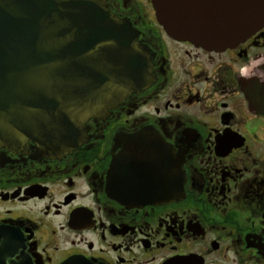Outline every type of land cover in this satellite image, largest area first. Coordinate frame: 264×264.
<instances>
[{
  "label": "flooded vegetation",
  "instance_id": "obj_1",
  "mask_svg": "<svg viewBox=\"0 0 264 264\" xmlns=\"http://www.w3.org/2000/svg\"><path fill=\"white\" fill-rule=\"evenodd\" d=\"M106 0L142 88L47 153L0 148V264H264V23L222 51ZM228 0H175L187 30Z\"/></svg>",
  "mask_w": 264,
  "mask_h": 264
},
{
  "label": "water",
  "instance_id": "obj_2",
  "mask_svg": "<svg viewBox=\"0 0 264 264\" xmlns=\"http://www.w3.org/2000/svg\"><path fill=\"white\" fill-rule=\"evenodd\" d=\"M228 1L223 18L208 12L187 30L175 0L152 2L169 36L222 51L264 23V0ZM128 28L106 0H0V148L65 151L89 117L141 89L147 67Z\"/></svg>",
  "mask_w": 264,
  "mask_h": 264
}]
</instances>
